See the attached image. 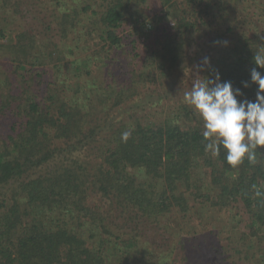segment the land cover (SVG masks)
Masks as SVG:
<instances>
[{"label":"trees","instance_id":"1","mask_svg":"<svg viewBox=\"0 0 264 264\" xmlns=\"http://www.w3.org/2000/svg\"><path fill=\"white\" fill-rule=\"evenodd\" d=\"M50 1L55 11L38 17L45 37L29 28L8 39L0 12V47L19 73L14 87L0 79V264H190L171 244L175 227L199 264H264V146L235 168L223 147L205 152L190 90L170 79L218 71L242 87L264 56V0L176 3L147 24L155 47L141 28L119 34L143 25L136 0ZM96 70L99 84L86 79ZM152 86L147 104L161 114L144 118ZM256 88L242 90L254 99Z\"/></svg>","mask_w":264,"mask_h":264},{"label":"clouds","instance_id":"2","mask_svg":"<svg viewBox=\"0 0 264 264\" xmlns=\"http://www.w3.org/2000/svg\"><path fill=\"white\" fill-rule=\"evenodd\" d=\"M253 61L250 79L241 81L242 87L234 88L231 81H222L217 71L214 78L196 80L191 90L184 93V102L203 122L205 152L216 157L223 147L225 160L233 168L245 158L255 162L258 146H264V73L257 70L264 69V56L257 54ZM209 64L205 57L196 66L198 72ZM250 83L257 85L254 99H248L242 90ZM130 136L131 131H125L121 139L126 142Z\"/></svg>","mask_w":264,"mask_h":264},{"label":"rangeland","instance_id":"3","mask_svg":"<svg viewBox=\"0 0 264 264\" xmlns=\"http://www.w3.org/2000/svg\"><path fill=\"white\" fill-rule=\"evenodd\" d=\"M182 1L183 0H136V2L139 3L137 4V7L143 16V21H142L143 25L132 22V21L125 22L122 25V28H120L119 34L126 35L130 32L131 28H134V30L141 28V31L144 35L148 34L146 38L147 45L149 44V42H151L152 45L155 47L156 46L155 42L156 40H159L160 34L157 33L156 30L152 32L150 31L148 33V29L150 27H147V24L151 25L152 23L158 21L157 17L160 14L164 16V12L166 11L171 12L172 8H175L176 3H179L181 5ZM21 2L22 3H20L19 6H15V0H3V6H0V12H5V11L8 12V16L5 15V18H7V21L5 24H3V28L7 29L8 31L5 33L7 34V36L10 35L8 36V39L14 37L18 31L28 30L29 28H32L35 34H41L43 37L47 36L48 33L46 34L45 31L44 33L42 31L43 23L41 24L39 23L38 17H42L44 15V12H54L55 11V7L53 6L54 4L52 3V1L50 0H25ZM17 10H20L18 12H21L22 15H25L23 17L25 18V20L21 19L20 17L21 14H19ZM166 20L169 21L168 22V26H169V23L171 24L172 22L170 15H168V19ZM158 23L161 24L162 27L165 26L164 24L160 22ZM0 27H2L1 23H0ZM144 35H143V38L146 37ZM8 39H4L0 35V44H3L5 41H8ZM49 40L57 41L58 37L55 35L54 32H52ZM189 47L190 48L188 51H191V49H193L194 47V44H191ZM52 48L53 46L51 45L48 46V49H52ZM143 49H144V46H139V50H143ZM5 51H6L5 48L3 49L0 47V79L1 80L3 79V82L5 83L10 81L12 86L14 87V83L17 81V76H19V73L18 72L15 73L13 71V67H11V64L8 61L9 56L6 55ZM148 53L149 52L144 51L143 55H148ZM28 69H29V72L27 74L28 80H31L30 77L33 76V73L36 72V69L35 67L34 68L28 67ZM2 73L5 75H2ZM51 73L52 71L47 72L44 78L49 79L50 76H52ZM184 74H185V77H184ZM99 75H100L99 71L96 70L94 73H91V76L89 78H86V79H89L90 83L99 84L101 82V78ZM103 76L105 75L103 74ZM200 76L201 74L200 73L198 74L196 71H194L193 73L192 72L189 73L188 70H182L178 74L175 72L170 79H176L179 85L183 87L185 90H191V87L189 84H193L196 80H199ZM146 84L152 85V83H149V82H146ZM153 97H155V87L154 86L149 87V90H146V94H143L142 99H141L142 105L139 104L140 108L138 109L144 108V112H145L144 118L146 115H147L146 117L153 118L161 114L160 107L151 108L152 106L147 104V101L150 102ZM164 110H167V108H164ZM0 119L3 120L6 118L0 116ZM182 226L183 225H180L179 227L182 228ZM175 228H174L175 230L174 235H172V237L170 236L171 242H172L171 244H174V246H177V247L181 246L178 252L179 255L183 254L185 257H187L186 254L190 253V264H199L196 259L197 252L194 251L192 247V242L189 236L186 235L184 232L178 231L179 229L178 227H175ZM149 237H152V239H150ZM148 238H149L148 240H154V241H159L161 239V237L156 233H153V235H149ZM202 242H203L202 237H200L196 241V243H202ZM185 260L184 262L180 261V263L178 264H185ZM174 261L175 260L171 257V259L167 260L165 264H173L172 262Z\"/></svg>","mask_w":264,"mask_h":264}]
</instances>
